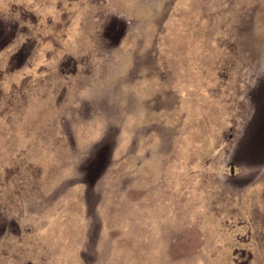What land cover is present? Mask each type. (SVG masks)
Masks as SVG:
<instances>
[{"label": "rangeland", "instance_id": "1", "mask_svg": "<svg viewBox=\"0 0 264 264\" xmlns=\"http://www.w3.org/2000/svg\"><path fill=\"white\" fill-rule=\"evenodd\" d=\"M0 264H264V0H0Z\"/></svg>", "mask_w": 264, "mask_h": 264}]
</instances>
